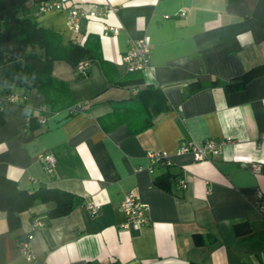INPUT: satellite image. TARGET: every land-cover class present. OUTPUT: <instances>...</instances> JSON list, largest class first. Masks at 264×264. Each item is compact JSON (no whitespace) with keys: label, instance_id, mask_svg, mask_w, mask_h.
Returning <instances> with one entry per match:
<instances>
[{"label":"crops","instance_id":"crops-1","mask_svg":"<svg viewBox=\"0 0 264 264\" xmlns=\"http://www.w3.org/2000/svg\"><path fill=\"white\" fill-rule=\"evenodd\" d=\"M68 2L117 9L81 19L73 33L64 11L35 15L30 3L35 22L57 32L61 47L86 49L89 67L80 73L55 43L28 49L53 57L51 75L66 83L68 105L48 102L28 82H0V97L16 98L0 106V175L28 191L71 192L84 205L50 218L53 203L35 202L16 230L0 211V264H264V0ZM142 38L150 66L128 72L122 57ZM252 69L259 74L246 80ZM43 108L46 122L38 123ZM212 138L233 142L200 161L176 152ZM149 151L170 165L147 169ZM42 153L55 157L51 172ZM129 190L149 208V222L123 229L119 206ZM87 204L98 205L97 214ZM33 218L43 227L28 238ZM26 238L32 261L17 253Z\"/></svg>","mask_w":264,"mask_h":264},{"label":"trees","instance_id":"trees-1","mask_svg":"<svg viewBox=\"0 0 264 264\" xmlns=\"http://www.w3.org/2000/svg\"><path fill=\"white\" fill-rule=\"evenodd\" d=\"M40 1L46 0H0V82L10 85L21 82L29 83L28 85L40 88L48 102L52 103L50 98L53 97L60 101V104L68 105L66 83L56 80L51 75L50 62L53 57L45 58L34 51L28 52V49L34 50L36 47H49L50 49L55 43L64 54L63 58L73 67L87 56L86 49L79 44H69L63 48L57 32L38 26L34 17L31 16L30 3L38 6ZM258 74L255 69H252L244 75V78L249 80ZM226 85L232 87L231 82ZM5 102L6 96L1 95L0 106ZM43 110L45 115L49 112L46 108ZM28 113L30 114L29 108ZM37 118L36 116V121ZM3 121V110L0 107V127ZM166 177L162 176L156 181H164ZM35 202L53 203V206L47 210L50 218L67 215L73 208L84 205L83 198L71 192L46 187L28 191L17 186L7 176L0 175V211L6 214L10 230L19 228L21 212L28 210Z\"/></svg>","mask_w":264,"mask_h":264},{"label":"built area","instance_id":"built-area-1","mask_svg":"<svg viewBox=\"0 0 264 264\" xmlns=\"http://www.w3.org/2000/svg\"><path fill=\"white\" fill-rule=\"evenodd\" d=\"M117 7L111 4H105L103 6L97 7L95 5L91 6L88 10L85 8H81L78 6H69L68 0H46L40 1L35 15L40 13L49 12V11H64L66 15V27L71 30L73 33H76L80 30L79 24L81 19L88 17L89 15L93 16H108L115 14ZM185 10H181L178 15H184ZM169 15L167 14L165 18ZM105 30H110L113 34L116 33L117 28L109 25H104ZM149 42L147 39H136L131 40L129 42L128 49L126 53L123 55L122 59L124 64L127 67V71H138L144 72L147 68H149L150 64L148 63L149 59ZM88 60H81L76 65L77 69H79L80 73L85 74L88 66ZM15 96H7L6 101L14 102ZM46 116L44 114V110L42 109L41 115L38 118L40 123H45ZM232 139H206L204 142L195 144L193 142H186L179 145L176 149V152L179 154H191L193 159L196 161L208 159L214 154H219L222 152L225 145L228 143H232ZM146 156L148 157L149 164L147 169L152 170L153 165L155 164H165L170 165V158L162 152H147ZM39 160L42 161L43 167L45 171L51 172L56 165V160L54 155L50 153H42L39 155ZM256 168V165H254ZM138 171L142 170L141 167L136 168ZM179 187H185L184 180L178 181ZM123 200L120 203L119 209L125 214V221L121 227L124 229L137 228L141 225L147 224L148 217L147 213L149 208H147L146 204L140 201L138 195H135L133 191H126L123 194ZM88 210L92 214H97L99 211L98 205L87 204L86 206ZM261 210L264 211V202H262ZM43 227V222L40 218H33L31 221V232L28 235V238L32 235L33 231L36 229ZM17 253L20 256H23L27 261L34 260L36 253L33 252L32 247L30 245L29 239H20L17 244Z\"/></svg>","mask_w":264,"mask_h":264},{"label":"water","instance_id":"water-1","mask_svg":"<svg viewBox=\"0 0 264 264\" xmlns=\"http://www.w3.org/2000/svg\"><path fill=\"white\" fill-rule=\"evenodd\" d=\"M240 81H241L240 79H236L235 83H236V82H240Z\"/></svg>","mask_w":264,"mask_h":264}]
</instances>
